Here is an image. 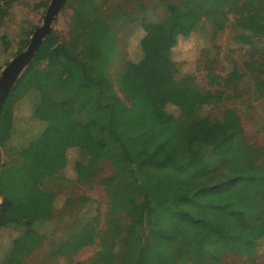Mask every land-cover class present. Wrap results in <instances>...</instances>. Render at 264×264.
Listing matches in <instances>:
<instances>
[{
    "label": "trees",
    "instance_id": "16d2710c",
    "mask_svg": "<svg viewBox=\"0 0 264 264\" xmlns=\"http://www.w3.org/2000/svg\"><path fill=\"white\" fill-rule=\"evenodd\" d=\"M16 1L0 0V28ZM75 2L70 38L58 42L52 32L46 37L0 109V229L27 230L50 218L53 194L43 179L61 173L67 152L75 149L81 157L73 165L78 179L93 178L104 162L113 168L104 181L106 226L97 230L93 218L75 227L54 244V257L79 251L101 232L106 236L102 250L88 264H219L223 253L251 257L264 238V147L246 141L234 110L226 109L219 121L201 117L202 104L228 97L177 84L171 64L166 79L153 86L133 89L121 82L122 101L108 75L116 54V20L95 0ZM176 10L194 13L195 22L163 23L171 46L205 21L216 32L224 30L229 14L240 42L253 46V40L264 38L261 0H179ZM34 28H27L23 46ZM0 43L9 48L7 37ZM208 78L213 82L211 71ZM31 92L38 99L34 117L56 124L51 134H60V142L53 144L46 134L27 148L11 150L4 161L1 151L13 137L12 109ZM255 92L264 99V75ZM69 101L73 112L70 104L55 105ZM167 105L180 117L168 113ZM219 182L231 187L214 191ZM130 200L144 203L134 210ZM25 232V252L41 245V235Z\"/></svg>",
    "mask_w": 264,
    "mask_h": 264
},
{
    "label": "rangeland",
    "instance_id": "374dc122",
    "mask_svg": "<svg viewBox=\"0 0 264 264\" xmlns=\"http://www.w3.org/2000/svg\"><path fill=\"white\" fill-rule=\"evenodd\" d=\"M95 1L99 10L107 9L108 17L116 20V54L111 59L108 75L115 93L122 101L126 102L121 82L133 89L153 86L157 81L166 79L167 65L171 64L175 69L174 80L177 84H192L200 93L214 94L221 91L224 97H228V100L220 103L202 104L199 112L201 117L219 121L226 109L234 110L241 121L246 141L264 147V99L255 92L256 81L264 75V38L259 42L253 40V46L240 42L237 32L230 25L232 14H229L224 30L216 32L205 21L189 36L178 37L171 46L168 34L161 25L183 19L195 22L194 13L176 10L179 0ZM49 2L17 0L8 10L0 28V37H7L10 44L4 50L0 43V71L22 45L20 41L25 39L27 28H36L42 23ZM75 7V0H67L51 24L50 33L55 35L58 42L70 38ZM28 42L22 45L21 50L26 48ZM156 61H159L158 64ZM210 71L214 75L213 82L208 78ZM37 103V94L31 92L14 105L13 137L6 149L1 151L4 161L8 160L11 150L27 148L32 145L31 142L46 134H49L53 144L60 142V134H51L57 130L56 124H47L34 117ZM68 104L71 106L70 101L55 105L65 109ZM165 109L174 117H180L176 107L167 105ZM71 110L73 112V103ZM187 112L192 113L191 108ZM79 159L81 157L77 150H69L63 171L57 176L43 179L44 188L53 194V213L50 218L40 220L27 230L24 227L0 229V264H88L102 250L101 238L106 236L101 232L95 236L92 244L73 254L52 255L54 244L64 241L82 223L96 218L97 230L104 231L106 226L109 193L104 181L113 175V168L104 162L99 165L93 178L78 179L73 165ZM220 183L214 191L231 187L230 183ZM143 203L130 200L134 210H139ZM25 231L42 236L41 245L29 252L23 250L21 242ZM219 264H264V238L257 244L251 257L223 253Z\"/></svg>",
    "mask_w": 264,
    "mask_h": 264
},
{
    "label": "water",
    "instance_id": "95a60500",
    "mask_svg": "<svg viewBox=\"0 0 264 264\" xmlns=\"http://www.w3.org/2000/svg\"><path fill=\"white\" fill-rule=\"evenodd\" d=\"M67 0H50L42 23L36 27L29 38L25 49L17 53L0 71V109L2 104L15 86L22 73L33 61V58L42 44L49 35L51 24Z\"/></svg>",
    "mask_w": 264,
    "mask_h": 264
},
{
    "label": "built area",
    "instance_id": "2783aa9c",
    "mask_svg": "<svg viewBox=\"0 0 264 264\" xmlns=\"http://www.w3.org/2000/svg\"><path fill=\"white\" fill-rule=\"evenodd\" d=\"M1 203H2V196L0 195V207H1Z\"/></svg>",
    "mask_w": 264,
    "mask_h": 264
}]
</instances>
